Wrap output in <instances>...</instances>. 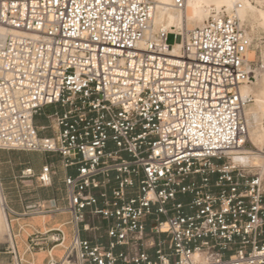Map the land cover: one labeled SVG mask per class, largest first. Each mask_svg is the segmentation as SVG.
Listing matches in <instances>:
<instances>
[{
  "label": "built area",
  "instance_id": "obj_1",
  "mask_svg": "<svg viewBox=\"0 0 264 264\" xmlns=\"http://www.w3.org/2000/svg\"><path fill=\"white\" fill-rule=\"evenodd\" d=\"M154 9L0 0V25L16 31L0 39V150L58 156L22 171L41 187L66 171L22 211L5 198L17 221L50 218L18 223L30 232L22 249L11 239L9 264L41 252V264H264V165L232 160L253 149L241 93L251 40L226 11L154 31Z\"/></svg>",
  "mask_w": 264,
  "mask_h": 264
},
{
  "label": "rangeland",
  "instance_id": "obj_2",
  "mask_svg": "<svg viewBox=\"0 0 264 264\" xmlns=\"http://www.w3.org/2000/svg\"><path fill=\"white\" fill-rule=\"evenodd\" d=\"M155 2V0H153ZM249 2L256 6L257 8L264 10V0H249ZM228 14H230L228 11H226ZM215 14H210L205 16L203 19V22H205L207 19H209L211 16ZM242 18V30L245 31V33L248 35V37L251 38V46L250 50H255V55L253 59H249L251 64V70L253 72L254 78L252 80V83H256L257 79H261V77L264 74V24L262 18H260L257 14V12L253 9H248L244 14L241 15ZM198 26V24L193 25ZM191 27V28H192ZM176 41V38L174 35H169L168 37V43L170 45L174 44ZM263 73V74H262ZM260 77V78H259ZM255 108V102L253 98H251L250 103L248 104L246 110H254ZM263 130H264V121H263ZM248 141V140H247ZM250 142V141H248ZM251 145H253L254 152L257 151V149L264 151V133L261 135H258L256 143L250 142ZM57 156H52L48 154H44L41 152H27L22 150H0V173H10L11 170H15L17 167L22 166L24 163H29L30 166H41L45 162L54 161L56 165H59L61 162L59 159H55ZM258 164H243V166L247 167H259L260 164L263 162L262 157L259 159ZM242 165V164H241ZM18 180H23V182H20L22 187L26 190H29V196L30 200L36 196L37 194L42 196L43 194H55L56 188L58 187V181L55 180V183L52 187H41L39 182H37L35 179H28V178H18ZM1 183V180H0ZM1 187V193L2 197L0 195V264H9L12 260L11 254L8 253V246L10 244L11 239H16L19 248H23V242L25 241L27 234L30 232L28 229L24 228L25 230L20 231L19 225H24L27 222H31L38 226H43L44 221H50L49 217H33L30 219H21L19 221L15 220V217L10 216L5 209V215H2V203L3 195L6 198L8 204L15 210H18L14 206H12L11 199L8 197L7 191L5 190V186L0 185ZM33 196V197H31ZM21 201L17 202L18 205ZM14 203V202H13ZM16 237V235H18ZM16 237V238H15ZM46 253H39L38 254V263L41 264Z\"/></svg>",
  "mask_w": 264,
  "mask_h": 264
},
{
  "label": "bare ground",
  "instance_id": "obj_3",
  "mask_svg": "<svg viewBox=\"0 0 264 264\" xmlns=\"http://www.w3.org/2000/svg\"><path fill=\"white\" fill-rule=\"evenodd\" d=\"M155 9L152 18V28L154 31L160 29L179 30L191 28L193 25H202L205 16L210 14L220 13L221 11H228L231 16L237 17L242 24L241 15L248 9H253L257 12L258 16L262 18L264 24V10L253 6L249 0H193V3L201 5L200 7H187L188 0H185V8L178 9L174 6V0H155ZM193 28V27H192ZM16 33L13 29H8L0 25V39H4L8 34ZM250 38V37H249ZM251 40V38H250ZM169 52L178 53L179 45L169 46ZM255 50H250L246 53L247 59H253ZM263 74V73H262ZM260 78V77H259ZM243 97L253 98L255 102L254 110H246V122L248 124L249 133L247 140L256 143L258 135L264 133V74L261 79H257L256 83L243 85L241 88ZM247 150V151H246ZM262 157L264 165V156L261 150L253 151L245 147L239 148L238 151L232 155V160L235 164H258L259 159ZM0 195L1 187H0ZM2 215H5V197L3 195Z\"/></svg>",
  "mask_w": 264,
  "mask_h": 264
},
{
  "label": "crops",
  "instance_id": "obj_4",
  "mask_svg": "<svg viewBox=\"0 0 264 264\" xmlns=\"http://www.w3.org/2000/svg\"><path fill=\"white\" fill-rule=\"evenodd\" d=\"M36 124L38 126H42V125H46L48 124V120L43 117V116H37L36 117ZM46 134V133H45ZM47 134H50L49 132H47ZM55 159H59V157H55ZM60 161V159H59ZM43 165V164H42ZM41 166H30L29 163H24L22 166L17 167L15 170H11L10 173H0V180L2 185L5 186V190L7 191L8 197L11 199L12 202V206H14L15 208L19 209V211H22L24 209V200L30 198L29 196V190H26L22 187V185L20 184V182H23V180H18V178L22 179V171L25 170L28 167H32L34 169V171H36L37 173H39L41 171ZM66 172L64 169H60V175L58 177L55 178V180L57 179L58 181V186L61 185V183L59 182V178L61 175H63V173ZM69 172H73L72 169H69ZM0 183V185H1ZM36 196L34 198H41V199H49L51 197H53V194H43L42 196L38 195L37 192L35 194ZM33 197V196H31ZM20 202L21 205H18L17 202ZM14 202V203H13ZM26 202V201H25ZM18 211V210H16Z\"/></svg>",
  "mask_w": 264,
  "mask_h": 264
},
{
  "label": "snow or ice",
  "instance_id": "obj_5",
  "mask_svg": "<svg viewBox=\"0 0 264 264\" xmlns=\"http://www.w3.org/2000/svg\"><path fill=\"white\" fill-rule=\"evenodd\" d=\"M201 5L199 4H196V3H193V0H188V3H187V7L189 9L193 8V7H200Z\"/></svg>",
  "mask_w": 264,
  "mask_h": 264
}]
</instances>
